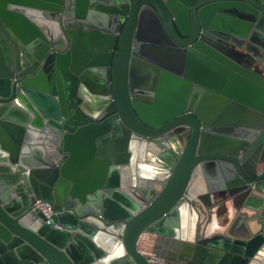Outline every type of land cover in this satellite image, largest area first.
I'll return each instance as SVG.
<instances>
[{"label": "water", "instance_id": "obj_1", "mask_svg": "<svg viewBox=\"0 0 264 264\" xmlns=\"http://www.w3.org/2000/svg\"><path fill=\"white\" fill-rule=\"evenodd\" d=\"M186 228L264 264V0H0V264H162Z\"/></svg>", "mask_w": 264, "mask_h": 264}, {"label": "crops", "instance_id": "obj_2", "mask_svg": "<svg viewBox=\"0 0 264 264\" xmlns=\"http://www.w3.org/2000/svg\"><path fill=\"white\" fill-rule=\"evenodd\" d=\"M121 176L117 178L119 184ZM196 230L190 231L186 238H167L168 242L153 240L150 242V250H159L165 258H159L162 264H217L223 255L218 249L196 245L193 238ZM213 254L214 257H209ZM99 263V261H97Z\"/></svg>", "mask_w": 264, "mask_h": 264}, {"label": "built area", "instance_id": "obj_3", "mask_svg": "<svg viewBox=\"0 0 264 264\" xmlns=\"http://www.w3.org/2000/svg\"><path fill=\"white\" fill-rule=\"evenodd\" d=\"M33 209H37L45 218V224L53 226V228L57 230H62V228L58 225L52 223L50 216L52 214L51 207L48 203L36 201Z\"/></svg>", "mask_w": 264, "mask_h": 264}, {"label": "flooded vegetation", "instance_id": "obj_4", "mask_svg": "<svg viewBox=\"0 0 264 264\" xmlns=\"http://www.w3.org/2000/svg\"><path fill=\"white\" fill-rule=\"evenodd\" d=\"M104 91L107 93V91H108V87H105L104 88ZM93 103V102H92ZM89 104H91V103H89ZM144 158H146V157H144ZM144 161V160H143ZM145 162V161H144ZM151 162V161H150ZM137 163H138V161H137ZM153 167H157V165H156V163L154 164V163H150ZM135 176H137V174H135ZM187 219H188V217H187ZM190 224V222L189 221H187V226ZM187 229L188 228H186V230H185V232H184V238H186L187 237V235H188V231H187ZM166 238H171V237H166ZM173 238V237H172ZM197 237H195L194 236V238H193V242H195L196 243V245H198L197 244V239H196ZM221 241V240H220ZM200 246H203V245H198V247H200ZM206 247H210V248H213V249H217L216 247H214V246H212V245H206ZM220 252H223V255H222V257H221V260H219L218 262H217V264H220V262L222 261V260H225L226 261V258H228L227 257V255H229V253H228V251L227 252H224V251H222V250H220V249H218ZM209 257H214V255L213 254H211V255H209ZM229 259V258H228ZM227 259V260H228ZM229 261H231V260H229ZM227 262V264H229L230 262Z\"/></svg>", "mask_w": 264, "mask_h": 264}, {"label": "bare ground", "instance_id": "obj_5", "mask_svg": "<svg viewBox=\"0 0 264 264\" xmlns=\"http://www.w3.org/2000/svg\"><path fill=\"white\" fill-rule=\"evenodd\" d=\"M95 104H87L86 106H85V108H86V110L87 111H89V112H92V111H94L95 109ZM141 166H144V168H146L147 169V171H150L152 168H151V164H145V163H141ZM141 174H146L144 171L143 172H141Z\"/></svg>", "mask_w": 264, "mask_h": 264}]
</instances>
